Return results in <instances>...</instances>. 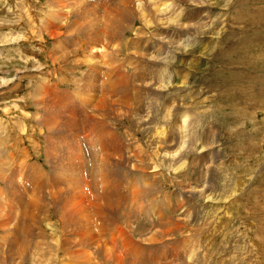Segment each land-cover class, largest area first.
Here are the masks:
<instances>
[{"label": "rangeland", "instance_id": "obj_1", "mask_svg": "<svg viewBox=\"0 0 264 264\" xmlns=\"http://www.w3.org/2000/svg\"><path fill=\"white\" fill-rule=\"evenodd\" d=\"M0 264H264V0H0Z\"/></svg>", "mask_w": 264, "mask_h": 264}, {"label": "bare ground", "instance_id": "obj_2", "mask_svg": "<svg viewBox=\"0 0 264 264\" xmlns=\"http://www.w3.org/2000/svg\"><path fill=\"white\" fill-rule=\"evenodd\" d=\"M166 8L161 9V12L164 11Z\"/></svg>", "mask_w": 264, "mask_h": 264}]
</instances>
